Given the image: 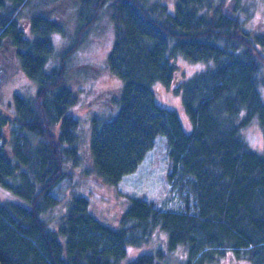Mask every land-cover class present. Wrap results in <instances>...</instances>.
I'll list each match as a JSON object with an SVG mask.
<instances>
[{
    "label": "trees",
    "instance_id": "trees-1",
    "mask_svg": "<svg viewBox=\"0 0 264 264\" xmlns=\"http://www.w3.org/2000/svg\"><path fill=\"white\" fill-rule=\"evenodd\" d=\"M79 2L75 41L48 68L50 34L62 33V24L35 0H0V59L16 60L37 83L33 97L14 94L11 117L0 113V189L27 204L0 200V264H121L158 232L165 249L142 251L125 264H169L164 251L177 249L183 251L177 264H219L226 254L264 264V31L243 20L256 7L241 0H175L170 14L145 0ZM106 4L113 22L107 67L119 85L104 94V111L90 116V173L117 185L163 137L167 182L183 209L162 210L131 197L110 225L89 213L84 196L73 195L50 225L41 215L59 204L53 191L68 178L65 168L82 160L78 99L64 84L66 61ZM178 57L206 65L172 87L188 128L152 90L155 83L171 87ZM254 121L260 151L243 135Z\"/></svg>",
    "mask_w": 264,
    "mask_h": 264
},
{
    "label": "rangeland",
    "instance_id": "rangeland-1",
    "mask_svg": "<svg viewBox=\"0 0 264 264\" xmlns=\"http://www.w3.org/2000/svg\"><path fill=\"white\" fill-rule=\"evenodd\" d=\"M148 4L160 3L166 6L167 11L174 12L175 0H145ZM37 9L62 24V33L50 34L53 45V54L49 59L48 68L56 66L61 53L76 38L78 20H82V12L79 15V0H35ZM35 3V4H36ZM242 6H254L255 10H247L243 14L244 22L251 30L264 31V11L260 0H241ZM253 5H252V4ZM110 4H106L96 18L94 24L85 35L81 36L78 47L71 53L66 61L64 84L69 87L78 99V106L74 115L79 121L78 150L82 158L79 165L71 167L68 165L65 171L68 178L65 179L53 194L59 199V204L47 213L41 215V219L50 225H55L59 219L60 212L73 195L84 196L88 201L89 213L104 223L114 225L117 218L128 206L129 198H139L153 202L162 210L180 211L183 202L177 192L167 182V174L170 170L167 158V148L163 137H157L153 148L147 152L143 161L137 169L125 175L117 185L103 184L90 173V157L88 151V125L92 111L101 110L102 104L107 101L105 93L113 92L119 85L118 79L112 75L107 65V55L112 46L113 22ZM252 9V8H250ZM0 59V113L11 117L14 111L13 96L18 94L23 97H33L37 89V83L27 78L20 70L16 60L3 63ZM177 75L171 82V87L161 83H155L152 90L155 93L156 102L168 109L176 111L183 120V125L188 128L182 109L179 94L174 93L172 87L176 86L182 79H188L193 73L206 68L205 63H188L178 57L173 60ZM260 86L264 98V65L262 66ZM114 95V94H113ZM109 95V96H113ZM94 106V107H93ZM106 111V109H105ZM244 138L249 146L255 150L262 149V134L256 121L243 131ZM0 200H10L22 205L26 201L19 199L6 191L0 189ZM164 234L158 232L152 241L140 248H132L128 251L127 258L121 263L135 257L142 251L152 252L156 248L164 247ZM167 256V263L177 264L183 259L182 249H177ZM219 264H249L248 261H235L231 254H226Z\"/></svg>",
    "mask_w": 264,
    "mask_h": 264
}]
</instances>
